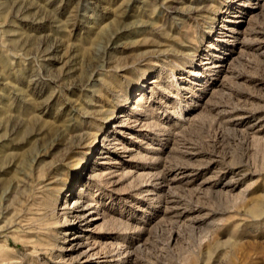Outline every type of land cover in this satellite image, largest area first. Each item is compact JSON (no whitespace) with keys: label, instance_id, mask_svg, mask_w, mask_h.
<instances>
[{"label":"rangeland","instance_id":"1","mask_svg":"<svg viewBox=\"0 0 264 264\" xmlns=\"http://www.w3.org/2000/svg\"><path fill=\"white\" fill-rule=\"evenodd\" d=\"M0 264H264V0H0Z\"/></svg>","mask_w":264,"mask_h":264},{"label":"bare ground","instance_id":"2","mask_svg":"<svg viewBox=\"0 0 264 264\" xmlns=\"http://www.w3.org/2000/svg\"><path fill=\"white\" fill-rule=\"evenodd\" d=\"M81 174H82V173H81ZM58 196H60V194H59ZM77 202H78L77 200H72L70 203L72 204L73 207L70 206L71 208L69 207L70 203H69V202H66V204H65V206H66V207H65V208H66L65 211L67 212V213H66V216H65V219H66V220L69 218L68 216H71V218H72V219H70V221H71V220H77V219L81 218L80 216L84 215V214H83L84 212L81 213V212H78V211H77L78 208L75 207V205L77 204ZM68 204H69V205H68ZM63 205H64V204H63ZM72 210H73V211H72ZM71 222H72V221H71Z\"/></svg>","mask_w":264,"mask_h":264}]
</instances>
